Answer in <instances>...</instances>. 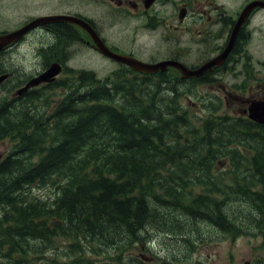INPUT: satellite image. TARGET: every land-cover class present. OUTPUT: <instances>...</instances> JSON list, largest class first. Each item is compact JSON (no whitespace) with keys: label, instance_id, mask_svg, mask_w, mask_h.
I'll return each mask as SVG.
<instances>
[{"label":"trees","instance_id":"trees-1","mask_svg":"<svg viewBox=\"0 0 264 264\" xmlns=\"http://www.w3.org/2000/svg\"><path fill=\"white\" fill-rule=\"evenodd\" d=\"M152 78L134 74L111 90L94 73L74 71L55 86L67 93L52 112L0 115V140L15 141L0 163V255L11 243L48 246L61 237L117 252L101 264H133L119 252L154 238L152 229L188 235L165 225L162 212L167 222H209L228 236L248 231L228 221L232 202L248 204L254 231L264 229V126L217 115L222 100L206 96L195 98L208 113L200 118L182 103L188 82ZM32 186L57 195L28 202Z\"/></svg>","mask_w":264,"mask_h":264},{"label":"flooded vegetation","instance_id":"flooded-vegetation-1","mask_svg":"<svg viewBox=\"0 0 264 264\" xmlns=\"http://www.w3.org/2000/svg\"><path fill=\"white\" fill-rule=\"evenodd\" d=\"M84 0L80 9H75L74 0H40L36 5L48 2L49 5L39 9L37 16L23 17L29 12L22 11L15 22V31L31 22L34 18L45 15H63L84 19L95 32V35L114 53L128 56L148 64H157L163 61H176L196 70L219 56L226 48L232 30L239 18L241 11L247 4L264 0ZM14 3V2H13ZM16 4V3H14ZM35 9V10H36ZM37 11V10H36ZM49 12V13H46ZM264 12L263 8H255L242 23L234 44L220 66L213 67L200 77H191L186 82L211 81L219 85V92L223 98H231L238 113L244 114L250 101L264 99V21L255 24L256 15ZM40 13V14H38ZM134 22V25L130 24ZM42 33L38 47L34 50L49 53L50 59L43 64L41 70L31 78L21 81L14 92L23 88L32 78L43 72L52 63L67 66L69 46L85 43L91 50L96 52L91 37L70 23H59L33 29L28 34ZM148 32L156 37L157 46L148 47L146 44L137 43L138 33ZM4 33L0 31V34ZM57 33V34H56ZM24 35L7 50L0 52V65L3 63L5 54L16 50L20 45L27 43V35ZM59 34V35H58ZM137 34V36H136ZM58 35V36H57ZM141 35V34H140ZM61 36V37H60ZM70 40L63 51H58L60 41L57 37ZM47 39L52 40L49 46H43ZM160 55H155V52ZM100 55V54H99ZM77 56L75 53L73 59ZM158 56H161L158 57ZM102 57V56H101ZM72 59V60H73ZM14 69V68H13ZM62 70V71H63ZM122 70L132 71L124 66ZM164 73L157 71L153 78L169 76L176 71L168 67ZM4 70L0 69V72ZM13 70L6 69L8 82L13 79ZM113 75H116L115 73ZM139 76V75H138ZM179 77V76H178ZM206 87L212 83H204ZM3 85V84H2ZM50 84H40L21 96H13L10 105L18 104L33 92L45 91ZM218 90V89H217ZM38 109V108H35ZM9 111L4 108V112ZM17 112L28 114L30 109L22 106ZM5 151L1 156L4 157ZM37 243V246L35 244ZM31 248L15 249L14 243L9 245L7 257L12 264H30L29 257L41 256L45 258L48 246L44 240L36 242ZM248 264V263H247Z\"/></svg>","mask_w":264,"mask_h":264},{"label":"rangeland","instance_id":"rangeland-1","mask_svg":"<svg viewBox=\"0 0 264 264\" xmlns=\"http://www.w3.org/2000/svg\"><path fill=\"white\" fill-rule=\"evenodd\" d=\"M39 1L40 0H0V31L9 32L13 30L20 12L25 11L29 12L27 15H36V12H39V9L36 8H44L49 5L48 2L36 5ZM71 1L72 0H69V2ZM83 1L84 0H74L75 9H80L79 4ZM233 2L235 1L233 0ZM263 21L264 12H260L256 15L254 23L261 25ZM130 24L134 25V22H130ZM31 34L32 33L27 35L26 44L20 45L11 53L5 54L4 59H2L3 63L13 70L12 72L15 76L13 79L0 86V96L4 97L1 99L2 104H11L14 101L13 91L16 90L19 83L26 77L29 79L37 75L34 73L41 70L43 64L50 59L49 53L39 51L41 54V56H39L38 52L34 50V46L39 48L38 43L42 33L37 31L34 35ZM57 40L60 41L58 51H63L62 47H66L68 42H70V40H65L63 36L62 38L57 37ZM65 41L68 42L65 43ZM50 42H52V40L47 39L46 43H43V46H49ZM137 43L146 44L150 48H154L158 44L156 37L145 31L138 33ZM32 44H34L33 48L31 46ZM68 48L70 57L68 65L74 70H91L95 72L96 76L100 79L104 78L106 74L110 76V78L112 76H120L118 83H120L123 78L130 79L134 75L127 71L123 74L122 70L116 75H112V72L117 70L118 66L110 61L101 60L85 43L79 42V45L71 44ZM76 52L77 56L73 59ZM158 53L159 52L156 51L155 55H160ZM158 57L161 58V56ZM66 74L67 72L65 75ZM64 78H66V76L58 78L56 81L63 80ZM71 79L72 77H70V81ZM152 79L155 82L160 80V78ZM166 79L172 80L177 79V77L171 74L166 76ZM55 84L56 82L53 87L40 92L38 96L33 92L31 95L36 97L38 101H35L34 97L30 96L28 100L22 99L21 103L7 107H3L0 102V110L3 108L9 110L1 115L2 118L5 119L10 114H15L14 112H17L22 106H26L27 109H35L40 106L37 110H41V103L44 100L49 101L50 105H52V109L55 108L57 102L62 101L67 93L64 87L60 89L55 87ZM188 84L190 85H181L179 91L180 93H185L182 103L186 105L189 108L188 110L194 115L200 116V118L208 116L207 111L202 109L198 102H196L195 98L198 96H206V101L212 98L219 100L223 99L221 109L216 113L217 115H237L232 100L230 98H223L224 96L219 92L218 84L209 87H206L204 84H200L202 86H197L198 84L192 86V82H188ZM164 94L168 96L169 93L166 91L162 92V96H165ZM211 112L213 113L215 111ZM2 124H5V122ZM2 124L0 123V125ZM14 143L15 141L13 140L0 141V150L9 151ZM241 173L243 175L249 174V172L244 171H241ZM25 194L29 196L28 202L37 198L38 200H43L42 202H46L44 201L46 199V203L48 204L52 198L54 199L55 195H57V190L50 186H32ZM227 210L230 216L228 221L233 222L235 227L239 225L249 226L248 231H246V228L241 229V233H238L234 240L228 235L218 231L217 228L209 222H167L166 220L169 216L162 212V218L165 220L163 223L165 225L173 227L181 226L188 230L189 233L184 237V241H182L181 238L179 239L177 237L178 235H166L160 233L158 229H152L155 231L154 234H152L154 238L146 240L145 242L134 243L132 247L119 252V254L128 255L133 264H264V229H260L258 224L254 231L257 222H254L250 218L248 204L247 207H242L241 203L232 202L229 204ZM159 223L162 224V222ZM4 227L11 228L13 227V223L10 222L5 224ZM2 231L4 230L0 229V237L3 234ZM244 232L250 236L243 235ZM105 236L110 237L107 234ZM11 238L9 234L8 239ZM35 246H37V243ZM8 248L9 245H6L5 248L1 247V251H8ZM92 250V246L87 248L85 244L82 245L81 243L72 241L69 243L67 240L61 238L48 245L45 258L38 255L32 256V254L26 256L29 257L30 264H72L74 261L79 260V258L88 259L89 261L101 264V262H111L110 260H113L114 255L117 253L112 252L109 247H104V250H98L97 252H93ZM130 259H128V263ZM0 264H10L7 253H2L0 255Z\"/></svg>","mask_w":264,"mask_h":264},{"label":"water","instance_id":"water-1","mask_svg":"<svg viewBox=\"0 0 264 264\" xmlns=\"http://www.w3.org/2000/svg\"><path fill=\"white\" fill-rule=\"evenodd\" d=\"M260 3L258 2H252L249 5H247L244 10L242 11L238 22L235 25V28L232 32L229 44L225 51L217 58L213 59L206 65L202 66L201 68L191 71L188 70L186 67H184L182 64L173 62V61H168V62H162L156 65H147L141 62H138L134 59L124 57V56H119L116 54L111 53L98 39L95 38L93 35L91 29L89 26L83 22L82 20L79 19H74V18H64V17H48V18H39L37 20H34L32 23H30L28 26L20 29L19 31H16L14 33L10 34H5L0 36V51L5 48L7 45L17 41L22 35H24L26 32L29 30L33 29L34 27L44 25V24H49V23H58V22H64V21H69L72 22L76 25H78L80 28H82L84 31H86L91 37H94V42L95 45L97 46L99 52L105 56L110 57L111 59L126 64L127 66L133 68L134 70L138 72H144V73H155L158 70L161 72L165 71L167 67H173L175 68L181 75L182 79H188L191 77H200L205 71L208 69H211L214 66L220 65L223 60L225 59L226 55L230 51L234 39L236 37V34L244 21V19L248 16V14ZM60 72V67L57 64L51 65L41 76H39L37 79L33 80L27 87H33L35 85H38L39 83L42 82H51L53 78ZM6 78V76L0 77V82L3 81ZM248 118L255 123L264 125V100L262 101H254L250 104L248 107Z\"/></svg>","mask_w":264,"mask_h":264},{"label":"bare ground","instance_id":"bare-ground-1","mask_svg":"<svg viewBox=\"0 0 264 264\" xmlns=\"http://www.w3.org/2000/svg\"><path fill=\"white\" fill-rule=\"evenodd\" d=\"M56 34H57V33H56ZM58 35H59V34H58ZM58 35H57V36H58ZM46 120H47V119H46Z\"/></svg>","mask_w":264,"mask_h":264}]
</instances>
